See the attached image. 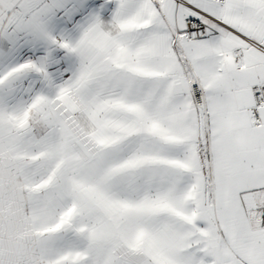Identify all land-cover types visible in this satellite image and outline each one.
<instances>
[{"label":"snow or ice","instance_id":"1","mask_svg":"<svg viewBox=\"0 0 264 264\" xmlns=\"http://www.w3.org/2000/svg\"><path fill=\"white\" fill-rule=\"evenodd\" d=\"M0 264H264V0H0Z\"/></svg>","mask_w":264,"mask_h":264}]
</instances>
